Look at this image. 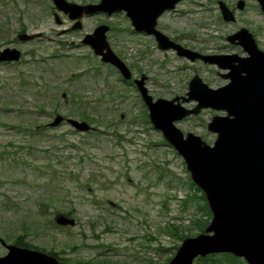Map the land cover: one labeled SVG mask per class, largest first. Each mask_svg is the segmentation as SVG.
I'll use <instances>...</instances> for the list:
<instances>
[{"label":"rangeland","instance_id":"1","mask_svg":"<svg viewBox=\"0 0 264 264\" xmlns=\"http://www.w3.org/2000/svg\"><path fill=\"white\" fill-rule=\"evenodd\" d=\"M5 4L0 15L43 16L38 30L45 31L43 40L30 47L41 63L27 69L0 67V237L22 238L66 264H166L185 239L181 235L202 233L195 223L207 217L199 209L201 192L191 186L182 158L152 127L132 79L145 76L144 88L153 101L178 98L175 103L192 109L196 102L183 99L190 79L197 75L216 89L228 82L222 77L227 71L159 50L151 37L130 32L122 13L96 15L85 21L84 31L71 33L63 31L66 23L54 24L49 4ZM248 5L235 25L220 20L215 3L206 14L197 12L191 0L179 6L181 14L165 16L161 23L169 25L172 36L189 37L184 43L203 53L245 57L228 48L224 36L240 26L259 27L264 49V18L255 0ZM95 21L112 26L107 39L130 80L80 44ZM225 115L204 109L174 124L183 135L194 134L212 146L216 134L207 125ZM56 116L84 121L92 129L77 131L66 122L50 127ZM67 212L75 224L57 226L56 215ZM0 254H6L1 247ZM215 255L216 260L196 264H227L222 254Z\"/></svg>","mask_w":264,"mask_h":264},{"label":"water","instance_id":"2","mask_svg":"<svg viewBox=\"0 0 264 264\" xmlns=\"http://www.w3.org/2000/svg\"><path fill=\"white\" fill-rule=\"evenodd\" d=\"M56 10L76 19L82 14L96 11H125L135 31L155 34L160 50L173 49L180 57L193 61L216 63L229 82L212 89L195 75L189 82L186 102H197L193 109H185L172 100L155 101L144 88L145 76L135 79L134 84L148 108L153 128L160 131L167 143L183 159L192 182L204 194L211 219L203 233L182 241L167 264H193L197 258L213 254H230L241 258L246 264H264V52L259 50L247 30H240L229 37L247 53L237 55L201 56L170 42L154 30L156 18L171 9L179 0H100L96 5L79 7L65 0H52ZM169 1H174L171 3ZM264 11V0H258ZM242 2H239L241 7ZM223 19L234 20L221 3ZM57 17V16H56ZM107 27H98L84 42L92 47L101 62L118 70L124 80L131 78L126 65L108 47ZM15 50H5V59L15 60ZM10 55V56H9ZM224 111L225 116H214L207 125L215 133L212 146L200 137L183 133L175 122L189 115H197L202 109ZM63 118L56 116L51 127L61 124ZM77 131H89L83 121L65 120ZM58 226H73L75 221L62 214L54 218ZM8 252L0 257V264H66L43 251L7 246Z\"/></svg>","mask_w":264,"mask_h":264},{"label":"flooded vegetation","instance_id":"3","mask_svg":"<svg viewBox=\"0 0 264 264\" xmlns=\"http://www.w3.org/2000/svg\"><path fill=\"white\" fill-rule=\"evenodd\" d=\"M15 1H23L27 6L31 5L32 7L35 6V7H39V8H45L47 6V4H49V6L52 9H54L55 12L60 13L62 15V16H58V14L55 12L52 15H50V17H52V19H53L54 24L57 26H62V25H64L63 23H66L68 27H66L63 31L71 32V33H80L82 31H84L85 21L93 18L96 15L111 16L114 14L122 13L125 16V18L128 19V21H129V26L131 27L130 28L131 30H129L130 32L137 33V34H144V35L151 37L154 40L156 47L158 48V41L156 39V35L155 34H149V33L144 32V31H135L134 27L132 26L131 19L127 16L126 12L123 10L119 11V12H112L111 14H108L107 12H103V11H96V12L88 14V15L82 14V16L73 20L69 17L68 14L66 15L63 12L57 11L55 4L52 0H0V6L1 7L6 6L5 3H10L13 5ZM163 1H166V0H163ZM187 1H190V0H179L175 3H174V1H169L171 3H174L173 8L164 10L156 18L154 30L156 32L164 35L170 42L176 43V44L182 46L183 48H185L189 51H192L194 53H197L201 56L223 55V54H217V55L216 54H206V53L201 52V50H199V48H192L191 46L184 43V40L189 38V37L186 38L184 36H178V38H177L176 36H172V34L170 32L169 25H164L161 23V19L165 16H170L172 14H181L179 6H182L183 4L187 3ZM191 1L193 2L194 6L198 7L197 12H200V13L203 12L206 14H209L210 12H212L210 10V7L212 6V4L215 3L216 7H215L214 11L218 13V17L220 18V20L223 23L233 24V25L236 24V21H238L239 18H243L244 13L246 12L247 8H251V6L248 5V0H233V1L232 0H228V1L227 0H191ZM250 1H254V0H250ZM255 1L257 3V8L259 9L258 10L259 16L261 18H264V11L262 10V7L260 6L259 1L258 0H255ZM66 2L73 3L79 7H85V6H89V5H96L100 2V0H98V2H95V1H66ZM239 2H242L241 7L239 6ZM221 3L224 4V6L228 9V11L232 14L234 20L226 21L223 19L222 10H221ZM251 19H253V18H251ZM44 20L45 19L43 16H37V15H34L31 17H27L26 15L17 16V17H8L5 15H0V67H3V68L8 67V68H13V69H27L30 66H36L38 63H41L42 60L40 59V57H38L36 55L35 50L30 49V47L32 46V44H39L43 40L45 30L44 29L38 30V28H40L41 25H43ZM100 26H104V27L108 28V31L105 34L106 42H107L110 50L115 55L118 56V53L116 52L112 42H110L107 39L108 38L107 34H109L110 31L112 30V26L109 25L107 22H104V21H95L94 23L90 24L88 26L89 30L85 31L82 34V37L79 40L80 44L88 47L91 50V52L93 53L92 47L90 45H88L87 43H85L84 39L86 36L93 35L95 30ZM240 30H247V33L251 34V36L253 37L257 48L264 52V49L259 47V45L261 46V43H260L261 31H260L259 27H257V28L253 27V29H248L245 26H240V27L236 28L232 33L224 36V40L227 42V44L229 46L228 48H234L236 50H239V51L245 53L247 56V53L243 50L242 46L239 44V42H240L239 38H235L233 40V42H231L229 40L230 36L237 34ZM5 50H15L17 53L16 54L12 53L11 55L17 56V59H15V60H1V59H5V57H6V54H3ZM162 51H171V52H174V54L176 56H178L176 51L173 49L162 50ZM226 54H228V53H226ZM231 55H235V54H231ZM95 57L97 59H99V61H100V58L98 56L95 55ZM180 58H184L185 60H189L188 58L182 57V56H180ZM189 61L190 62L200 61V62L205 63V64L215 65L216 67H218V69H220L218 64L204 62L200 58H196L193 61H191V60H189ZM106 65H109V64H106ZM109 66H111V65H109ZM115 71H116V69H115ZM225 75H226V73L223 74L222 77L224 78ZM20 76H21V74H20ZM189 82H188V85H189ZM186 98H187V96H186ZM189 101H194V100H189ZM194 102H196V101H194ZM3 234H1V235L4 237V239H3V237H0V247L5 250L6 254L8 252L7 246H10V245L33 249L30 247V244H26L22 238L19 239V237H18L17 239L9 240V239H6V238H9L8 237L9 234H7V236H6V234H4V235ZM25 244L27 246H25ZM36 250H38V249H36ZM5 255L0 254V257H3Z\"/></svg>","mask_w":264,"mask_h":264},{"label":"trees","instance_id":"4","mask_svg":"<svg viewBox=\"0 0 264 264\" xmlns=\"http://www.w3.org/2000/svg\"><path fill=\"white\" fill-rule=\"evenodd\" d=\"M81 119H82V120H85V121H91V120H92V119H90L87 115H81ZM37 128H40V126H38ZM191 186L194 187L195 185H194L193 183H191ZM194 188H195L198 192H201L196 186H195ZM201 199L203 200L204 205H202L201 207H199V209H200L201 211H203V212L206 214L207 219H205L203 222H202V221H196L195 224L199 227L200 232H203L204 228H205V227L208 225V223H209V219L211 218V214H210L209 209H208V207H207V204H206L205 197H204L203 193H201ZM63 215H65V216H67V217H71V216H70V215H71V212H67V213H65V214H63ZM174 233L178 234V233H179V230L176 229V228H174ZM186 237H187V236H185V235H181V239L186 238ZM25 246H27V245L25 244ZM30 247H31V246H30ZM174 249L176 250L177 247H175ZM50 253L53 254V255H55V256H57V258H58L59 260H63L62 258H59V256H58L57 254H55V253H53V252H50ZM220 256L225 257V261H226L227 264H240V263L238 262V260H239V261H242V260H240V259H238V258H235V257L229 255V254H222V255H220ZM216 259H217V256H216V255H210V256H206V257H204V258L196 259L195 262H194V264H196V261H197V262H204V261H208V260H216ZM168 260H169V259H168ZM168 260H166V262H167ZM242 263H244V262H242ZM75 264H84V263L77 262V263H75ZM244 264H245V263H244Z\"/></svg>","mask_w":264,"mask_h":264}]
</instances>
